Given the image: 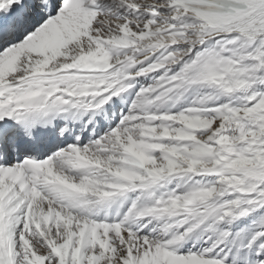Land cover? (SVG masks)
<instances>
[{
	"label": "snow or ice",
	"instance_id": "1",
	"mask_svg": "<svg viewBox=\"0 0 264 264\" xmlns=\"http://www.w3.org/2000/svg\"><path fill=\"white\" fill-rule=\"evenodd\" d=\"M0 264H264V0H0Z\"/></svg>",
	"mask_w": 264,
	"mask_h": 264
}]
</instances>
